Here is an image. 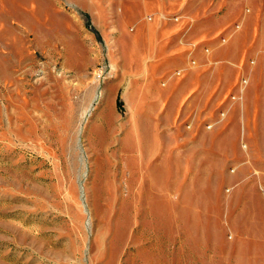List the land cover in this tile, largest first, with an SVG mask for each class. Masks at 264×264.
<instances>
[{"label":"rangeland","instance_id":"1","mask_svg":"<svg viewBox=\"0 0 264 264\" xmlns=\"http://www.w3.org/2000/svg\"><path fill=\"white\" fill-rule=\"evenodd\" d=\"M124 1L0 0V264H264V0Z\"/></svg>","mask_w":264,"mask_h":264},{"label":"crops","instance_id":"2","mask_svg":"<svg viewBox=\"0 0 264 264\" xmlns=\"http://www.w3.org/2000/svg\"><path fill=\"white\" fill-rule=\"evenodd\" d=\"M122 1H123L124 4H126V1H124V0H122ZM133 6H136V8H134V10H133L134 12H135V10H136L137 7H138V5H136V4H135V5H130V7H129V9H128V10H129V11H128L129 13H130V9H132ZM128 12H125V13H128ZM124 15H125V14H124ZM124 15H123V17H124ZM137 43H138V42H137ZM135 44H136V43H135ZM150 44H151V43H150ZM156 46H157V47H156L157 50L159 51V50H160V49H159V48H160V43H156ZM144 47H145L144 43H143V42H140L138 45L136 44V46H135V50H136L137 52H138V51L140 52V51H142V50L144 49ZM171 49H172V48H168V49L166 50V51H168L167 53H169V52L171 51ZM158 51H157V52H158ZM157 54H158V53H156V55H155L156 57H157ZM156 57H155V58H156ZM179 97H180V96H179Z\"/></svg>","mask_w":264,"mask_h":264}]
</instances>
